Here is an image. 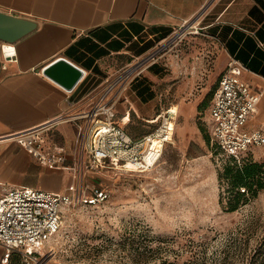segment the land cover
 I'll list each match as a JSON object with an SVG mask.
<instances>
[{"label": "rangeland", "instance_id": "374dc122", "mask_svg": "<svg viewBox=\"0 0 264 264\" xmlns=\"http://www.w3.org/2000/svg\"><path fill=\"white\" fill-rule=\"evenodd\" d=\"M153 51L154 66L137 80L154 98L143 102L134 81L121 117L130 113L127 129L138 137L158 130L172 108L174 137L158 163L103 172L98 181L112 191L105 203L67 211L39 261L17 253L8 264H264V189L230 210L235 192L219 178L226 161L205 138L225 59L220 41L191 21Z\"/></svg>", "mask_w": 264, "mask_h": 264}, {"label": "crops", "instance_id": "0c3cea01", "mask_svg": "<svg viewBox=\"0 0 264 264\" xmlns=\"http://www.w3.org/2000/svg\"><path fill=\"white\" fill-rule=\"evenodd\" d=\"M0 11L38 25L15 44L0 43V195L12 187L70 192L72 173L61 166L42 165L13 135L60 114L85 110L86 97L106 77L148 54L191 21L220 41L225 56L219 63L222 74L232 59L244 66L239 76L261 93L247 128L264 131V0H0ZM59 57L85 71L72 91L42 72ZM121 108L120 100L118 119L133 138L151 133L137 137L129 132L131 116L124 112L121 117ZM208 115L209 124L210 111ZM78 126L77 121L67 120L48 135V142L60 145L69 162L75 157ZM252 153L258 160L264 145L255 146ZM90 181L98 182L94 177ZM3 252L0 244V264Z\"/></svg>", "mask_w": 264, "mask_h": 264}, {"label": "built area", "instance_id": "2783aa9c", "mask_svg": "<svg viewBox=\"0 0 264 264\" xmlns=\"http://www.w3.org/2000/svg\"><path fill=\"white\" fill-rule=\"evenodd\" d=\"M153 53L152 50L106 77L86 97L85 110L74 115L60 114L40 127L13 135L42 165L70 171L74 184L67 193L12 187L0 195V244L4 248L1 264H8L17 253L28 261H39L44 248L60 232L67 211L105 203L111 197V189L99 181L93 183L91 177L98 180L109 169L147 171L158 163L165 144L174 137L175 117L168 113L172 108L162 113L158 130L138 139L126 131L117 116L122 95L154 63ZM243 67L236 59L229 62L209 109V134L212 145L219 150L217 161L230 157L240 161L255 146L264 145V131L247 128L261 93L241 79L239 69ZM67 120L79 125L71 162L60 145L48 142L49 132Z\"/></svg>", "mask_w": 264, "mask_h": 264}, {"label": "trees", "instance_id": "16d2710c", "mask_svg": "<svg viewBox=\"0 0 264 264\" xmlns=\"http://www.w3.org/2000/svg\"><path fill=\"white\" fill-rule=\"evenodd\" d=\"M153 65L150 66L152 68ZM157 70V69H156ZM134 80L136 86L137 95L144 101H149L154 98V93L150 92L145 83L142 80ZM133 81V82H134ZM214 91L211 97L213 98ZM211 98V99H212ZM207 142L212 145L210 134L205 136ZM214 153L217 154L219 150L212 145ZM248 153L246 157L240 161L233 157L226 160L225 164L222 166L223 170L219 173L220 179H226L229 181L230 188L229 191L235 192V199L231 200L230 210H235L238 208V203L240 198L245 194L252 193L253 196L257 195L258 192L264 189V162H258L253 159L251 154ZM159 264H172L168 261H161Z\"/></svg>", "mask_w": 264, "mask_h": 264}, {"label": "water", "instance_id": "95a60500", "mask_svg": "<svg viewBox=\"0 0 264 264\" xmlns=\"http://www.w3.org/2000/svg\"><path fill=\"white\" fill-rule=\"evenodd\" d=\"M37 22L0 11V43L15 44L37 28ZM43 74L67 91H72L83 78L85 71L65 57L47 65Z\"/></svg>", "mask_w": 264, "mask_h": 264}, {"label": "bare ground", "instance_id": "6f19581e", "mask_svg": "<svg viewBox=\"0 0 264 264\" xmlns=\"http://www.w3.org/2000/svg\"><path fill=\"white\" fill-rule=\"evenodd\" d=\"M7 49H10L9 45L6 46ZM169 113V112H168ZM174 126V125H173ZM134 171V170H133ZM135 172H145V171H135Z\"/></svg>", "mask_w": 264, "mask_h": 264}]
</instances>
